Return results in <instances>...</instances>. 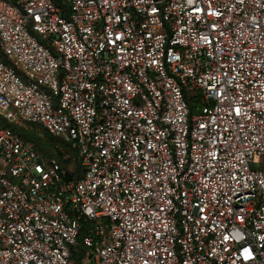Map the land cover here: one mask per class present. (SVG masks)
<instances>
[{"label": "built area", "instance_id": "1", "mask_svg": "<svg viewBox=\"0 0 264 264\" xmlns=\"http://www.w3.org/2000/svg\"><path fill=\"white\" fill-rule=\"evenodd\" d=\"M75 257L264 264V0H0V264Z\"/></svg>", "mask_w": 264, "mask_h": 264}, {"label": "trees", "instance_id": "2", "mask_svg": "<svg viewBox=\"0 0 264 264\" xmlns=\"http://www.w3.org/2000/svg\"><path fill=\"white\" fill-rule=\"evenodd\" d=\"M191 110L194 111L196 109L197 103L194 97L189 99ZM13 130L18 132L22 138L27 141H30L34 144V146L45 156L47 157H55L59 154L57 147H67L60 139L50 136L44 130V133L49 138L48 141L44 145H50L49 147L43 146L39 141H37L30 133H27L22 127H19L17 124L9 125ZM37 126V125H36ZM36 135V134H35ZM52 149V150H51ZM75 263H78V258L75 257Z\"/></svg>", "mask_w": 264, "mask_h": 264}, {"label": "rangeland", "instance_id": "3", "mask_svg": "<svg viewBox=\"0 0 264 264\" xmlns=\"http://www.w3.org/2000/svg\"><path fill=\"white\" fill-rule=\"evenodd\" d=\"M17 125L19 127H22L27 133H30L43 146H46V147L50 146V145H44L48 141L49 138L47 137V135L44 133V131H42V129L39 126L29 124V123H25V122H21Z\"/></svg>", "mask_w": 264, "mask_h": 264}]
</instances>
